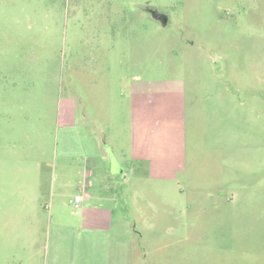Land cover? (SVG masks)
Wrapping results in <instances>:
<instances>
[{"label":"rangeland","instance_id":"rangeland-1","mask_svg":"<svg viewBox=\"0 0 264 264\" xmlns=\"http://www.w3.org/2000/svg\"><path fill=\"white\" fill-rule=\"evenodd\" d=\"M95 140L128 264H264V0H0V264H43Z\"/></svg>","mask_w":264,"mask_h":264},{"label":"crops","instance_id":"crops-1","mask_svg":"<svg viewBox=\"0 0 264 264\" xmlns=\"http://www.w3.org/2000/svg\"><path fill=\"white\" fill-rule=\"evenodd\" d=\"M76 115L75 103L66 101L60 113V123L73 127ZM94 117L100 118L97 114ZM89 146L92 154L90 158L94 161L85 163L84 180L81 184L83 194L75 196H82V201L76 203L75 198L68 197L64 192L54 194L58 199H69L72 211L70 216L63 217L62 212L67 203L52 201V208L55 205L59 217L54 233L50 232L48 241L43 245V264H128L129 225L125 218H118L121 215V198L116 190L118 188L112 189L111 186L114 181L119 180L116 176L113 178L111 175L92 173L93 167L98 164L95 160L102 158L103 154L98 140ZM82 148L83 146H78L77 152L82 153ZM75 165V162L68 164L69 167ZM40 167L38 166L39 169ZM39 195L42 194L39 192ZM38 204L44 206L42 196L35 201L36 208ZM45 208L47 212L46 203Z\"/></svg>","mask_w":264,"mask_h":264},{"label":"water","instance_id":"water-1","mask_svg":"<svg viewBox=\"0 0 264 264\" xmlns=\"http://www.w3.org/2000/svg\"><path fill=\"white\" fill-rule=\"evenodd\" d=\"M152 16L155 20L160 21L164 27L167 26L168 21H169L167 16H165V15H163L157 11H152Z\"/></svg>","mask_w":264,"mask_h":264},{"label":"built area","instance_id":"built-area-1","mask_svg":"<svg viewBox=\"0 0 264 264\" xmlns=\"http://www.w3.org/2000/svg\"><path fill=\"white\" fill-rule=\"evenodd\" d=\"M82 199H83L82 196H77V197L75 198V202H76V203H80V202L82 201Z\"/></svg>","mask_w":264,"mask_h":264}]
</instances>
